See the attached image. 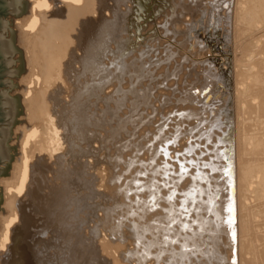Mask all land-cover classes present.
<instances>
[{
    "label": "bare ground",
    "instance_id": "1",
    "mask_svg": "<svg viewBox=\"0 0 264 264\" xmlns=\"http://www.w3.org/2000/svg\"><path fill=\"white\" fill-rule=\"evenodd\" d=\"M130 1L33 0L32 10L19 16L31 33L26 63L38 94L25 122L12 126L23 145L3 180L11 200L0 227V264H197V258L198 264H232L234 255L236 264H264V223L241 200L254 193L264 216V175L256 180L264 162L254 165L264 154V0H156L148 29L135 40L128 34L144 3L128 7ZM175 40L193 41L208 57L191 60ZM121 60L137 68L163 63L136 79L113 69L106 80L100 66ZM222 74L234 77L237 91L238 236L232 228L234 239L226 242L223 235L195 240L196 234L182 233L186 241L164 247L165 229L157 235L151 223L163 211L128 215L135 195H125L126 181L151 160L149 141L159 123L178 128V146L186 145L198 95L213 110L204 90ZM208 121L218 123V116L209 113ZM148 195L140 194L144 201Z\"/></svg>",
    "mask_w": 264,
    "mask_h": 264
},
{
    "label": "rangeland",
    "instance_id": "2",
    "mask_svg": "<svg viewBox=\"0 0 264 264\" xmlns=\"http://www.w3.org/2000/svg\"><path fill=\"white\" fill-rule=\"evenodd\" d=\"M32 1L28 0L27 8L32 10ZM35 1V0H34ZM152 1V2H151ZM156 0H142L141 3H144L141 7H138L136 14L138 15L137 23L134 26H131L129 35H132L134 40L137 38L139 31L145 33L149 26V11L154 8V3ZM179 0H175L178 2ZM186 1V0H185ZM138 0L134 2L130 1L127 2L128 7H133L134 4L138 3ZM189 2V1H186ZM180 12V9L176 10V13ZM13 18V23L12 19ZM144 17V18H143ZM5 19H9V26L16 30V40L15 43L22 47L24 58H25V70L21 72L20 75H8L9 78L13 79V83L19 84V86L9 88L8 93L10 95H15L19 93L21 95V102L23 104L24 112L21 113L18 119H24L19 123H24L25 119L31 111L28 109V105L30 104V98L36 96L38 94V89L36 88L33 81V76H31V64L26 63V59L31 57L32 51L30 52V47H28L29 39L27 36H30L31 33H28V28L22 26V22L20 17L14 13H7L5 15ZM143 20V21H142ZM12 24V25H11ZM144 25V28L142 26ZM149 32V31H148ZM28 33V34H27ZM201 41L198 43L199 45L203 46L204 40L200 39ZM180 48H183L188 56H190L191 60H203L204 58L208 57L203 55L200 52H197L194 48L193 41L188 40L189 42H185L184 45L179 44L178 41L175 40ZM174 41V42H175ZM208 50H206V53ZM220 78L219 83H215L213 86H208L204 92L209 96L210 99L214 100L211 110V106L209 107L208 103H203L204 95H198L201 99L197 109V115L193 118L192 125L195 124L191 132H188L186 145L182 148H179V137L177 134L178 128L169 130L165 128L164 125L167 123L164 121L161 124L157 125V131L155 136L150 139L151 145H153V154L156 153L162 143H166L168 140H172V144L167 145V151L175 156L176 153L184 152L186 148H192L194 145H202V147L196 148L194 151V155L197 157L196 168L199 169V174L201 179L197 180L195 183L192 181L191 178H185L182 183L179 184L177 188L178 192L188 190L190 187L197 192L206 191L207 195L205 199L209 202L207 205H201V208H210V212L202 211L200 217L198 218L197 224L191 225V231L187 232L186 235L191 236L196 234V239H209L210 237H221L223 235V241H228L229 237L233 235V231L231 228L236 230V236H238V229H239V191H238V153H239V146L238 140L236 136L237 127L240 125L238 123V109H237V101H236V88L234 86V82L232 78H226L224 74L219 76ZM192 94V92H190ZM209 113H214L218 116V123L217 122H210L208 121ZM195 116V115H194ZM210 120V119H209ZM188 123V119L185 120ZM247 124L249 121L246 122ZM20 124H17V126ZM16 126V125H15ZM15 128V127H14ZM232 129V130H231ZM20 132L19 129L12 130L11 137L9 138V144L15 145L17 144V154L14 155V158L11 160V167L10 173L7 175L0 174V191L3 188V201L0 203V227L1 222L3 221L2 217L4 209L6 208V204L9 200L7 198L4 182L3 180H7L11 176V169L13 168L14 162L17 160L18 157L21 156L22 153V145L23 142L16 138V133ZM159 137V139H157ZM192 141V144L189 141ZM254 140H250V143L247 145L248 148L252 147ZM155 158L157 166L160 165L164 161L163 154L155 156L152 155L153 159ZM192 156H182L181 159H192ZM257 160L255 161L254 165L258 162H264V154L262 156H257ZM15 160V161H14ZM150 161V160H148ZM207 164V168L204 167V164ZM231 164V165H230ZM154 166L152 164H147L145 168L139 167L138 171L142 170H151ZM178 167V166H177ZM196 168L193 169V172L196 171ZM228 175H233L231 181L228 179ZM264 175V172L257 173V181L262 179L261 176ZM135 176L132 177V179ZM131 179V180H132ZM175 179V178H174ZM230 181V182H229ZM256 187V183L252 184L249 187V190ZM168 192L167 189L162 190L161 194L166 195ZM149 196V195H148ZM0 199L1 195H0ZM181 199L180 196H177V201ZM148 200V197H147ZM241 200L247 204H253L257 208L254 209L257 212L254 214V218L259 223H264V216L259 212L262 206H260V201L257 200L256 195L246 194L241 196ZM226 204H232L235 210L233 214H227L228 207ZM167 204L164 207H168ZM175 215V213H173ZM165 216V213H162V217ZM229 217L232 218V227L227 226V221ZM221 230V231H218ZM185 234V233H183ZM243 236H246L245 234ZM207 244L211 243L208 241ZM231 247V246H229ZM233 250V247H232ZM231 251V249H230ZM232 253L230 252V257H232Z\"/></svg>",
    "mask_w": 264,
    "mask_h": 264
},
{
    "label": "snow or ice",
    "instance_id": "3",
    "mask_svg": "<svg viewBox=\"0 0 264 264\" xmlns=\"http://www.w3.org/2000/svg\"><path fill=\"white\" fill-rule=\"evenodd\" d=\"M145 55L150 56L151 52L142 53L141 58L143 59ZM161 63H163V61L154 60L149 63H144L137 68L135 61L131 65H127L121 60L108 65H101L100 70L105 73V79L109 81L112 79L113 69L117 75H128L136 79L138 76L147 72L150 68L159 67ZM136 82L139 83V79H137ZM133 88H135V84L133 85ZM194 91L196 94L200 93L199 89H195ZM170 115L184 117L187 114L173 112ZM164 127L167 128V125H164ZM157 139H159V137H157ZM172 143V140L162 143L159 150L153 154L154 157L163 154L164 161L160 165L157 166L155 158L150 161L140 162L142 168H145L147 164H152L154 167L151 170L136 172V175L132 180L126 181L128 188L125 192V195L129 198L135 195L134 201L131 199L128 201V207L130 209L128 215L135 217L139 213L145 211L155 212L157 209H160L165 213L164 217H158L151 222L154 226L153 231L156 232L157 235L161 234V229H165L163 233L164 247H167L169 244L176 245L180 243L182 238L186 241L188 237H181V234L191 231V225L197 224L202 211H211V209L207 207L203 209L201 208L202 204L207 205L209 203L205 199L207 195L206 191L197 192L191 187L185 191H177L179 184L182 183L185 178H191L194 183L201 179L199 169L196 168L197 157L194 155V151L196 148L202 147V145L193 144L192 148H186L184 152L176 153L173 157V155L167 151V145ZM189 143L192 144V141L190 140ZM148 147L151 148V145ZM182 156H192L193 158L182 160ZM204 167L207 168L206 163L204 164ZM194 168H196L195 172H193ZM164 189L168 190L166 195L161 194ZM143 192L149 193L147 201L141 199L140 194ZM177 196L181 197L179 201H177ZM162 203L168 204L169 206L161 208ZM133 204L136 206L135 209L132 208ZM228 211L229 213L233 212L232 206H229ZM173 213H175V215H173ZM227 223L231 226V217H229ZM136 244L137 248H139L140 241L137 240ZM182 249L186 252H192L193 255H195L193 248H188L186 245H182ZM232 264H236L235 255L233 256Z\"/></svg>",
    "mask_w": 264,
    "mask_h": 264
},
{
    "label": "water",
    "instance_id": "4",
    "mask_svg": "<svg viewBox=\"0 0 264 264\" xmlns=\"http://www.w3.org/2000/svg\"><path fill=\"white\" fill-rule=\"evenodd\" d=\"M28 0H0V174L10 173L11 160L17 154V144H9L12 126L24 119L17 115L24 112L19 93L10 95L9 88L19 86L8 75H20L25 70V58L22 47L16 43V30L9 26L7 13L20 16L27 9ZM12 23L13 18L11 16ZM12 25V24H11ZM1 186V185H0ZM2 187V186H1ZM0 203L3 201V188L0 191Z\"/></svg>",
    "mask_w": 264,
    "mask_h": 264
}]
</instances>
